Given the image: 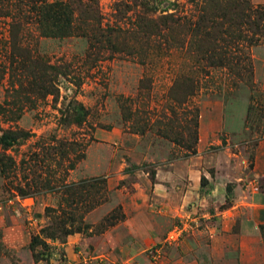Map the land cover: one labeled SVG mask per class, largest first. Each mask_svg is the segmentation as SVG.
<instances>
[{"label":"rangeland","instance_id":"obj_1","mask_svg":"<svg viewBox=\"0 0 264 264\" xmlns=\"http://www.w3.org/2000/svg\"><path fill=\"white\" fill-rule=\"evenodd\" d=\"M63 1L75 10V33L61 38L42 34L29 0H0V138L9 130L28 133L10 149L0 144V264H182L190 250L214 264L212 239L199 231L215 219L189 215L193 207L184 206L182 190L203 195L216 179L223 183L217 197L224 200L204 206L213 216L254 192L264 195V177L253 172L258 164L264 174V37L239 46L250 59V67L242 61L240 77L227 67L209 68L191 51L185 24L199 15L194 0H83L84 9L97 2L98 23L90 26L79 20L81 0ZM146 2L155 10L147 11ZM170 14L182 24L172 31L164 26ZM138 24L151 29L143 34ZM180 92L188 93L185 102L174 100ZM76 105L87 112L81 124ZM196 110L198 153L187 158L162 133L188 136L184 127ZM158 172L176 189L160 199L156 189H166L157 188ZM95 179L107 182L105 193L91 191L75 210L76 229L89 230L46 238L44 231L63 217L62 186ZM63 209L68 218L71 208ZM234 217L237 231L243 216L236 209ZM179 224L189 225L186 241L152 260L150 250ZM35 237L47 246L34 244ZM225 239L239 261L240 240ZM232 253H223L220 264H239L230 263Z\"/></svg>","mask_w":264,"mask_h":264},{"label":"trees","instance_id":"obj_2","mask_svg":"<svg viewBox=\"0 0 264 264\" xmlns=\"http://www.w3.org/2000/svg\"><path fill=\"white\" fill-rule=\"evenodd\" d=\"M29 1L31 9L33 12H36L39 17V23L43 28L42 34L44 36L64 38L72 36L75 33L73 28L75 10L72 8V5H70V1L62 0L50 3L46 0ZM194 2L196 3V7L198 6L199 15H197V19L194 22L192 21L185 24V27H189V34L192 36L190 41L191 45L189 46L191 51L200 54L209 68L227 67L238 76L242 77L245 71L244 69L246 68L242 67V61H248L250 67V59L249 57H243L241 55L244 49L239 46L243 43L254 46L262 41L261 38L264 37V6L254 8L250 0H194ZM82 3L83 0L80 1L81 6L79 7V13L81 16H79V20L82 22L86 21L85 24H87V26H90L92 23H98V15H96L97 2H94L95 7H93V9L92 5L89 4H86V8L84 9ZM143 6L149 12H152L156 8V6L150 2L143 3ZM170 10L171 9H168L167 11ZM164 18L169 22L168 25L166 22L164 24L167 30L170 29V31H172L175 30L176 27L182 25L181 21L174 20L171 14ZM137 26L143 34L151 29L141 24ZM99 30L101 31L102 29L99 28ZM249 34L252 36L249 37ZM167 37L171 36H165V38ZM176 38H178V36H173L172 40L175 42ZM233 46H236V50H239L238 54H234L230 50ZM249 71L250 69L248 68L246 73H249ZM187 95V92H180V95L178 94L174 100L181 103L183 99V102H185L188 99ZM192 95L193 94H189V96ZM178 97L180 99H178ZM74 110L77 113L76 121L81 124L87 112L82 105H76ZM173 113L175 114L176 111L173 110ZM191 113H193L192 119L189 120L191 127H189V125L184 127L188 132V136L185 137V135L182 134L181 136L175 135L174 137H170L168 134L162 133L165 138H172L171 140L173 143L184 148L187 151V158L197 155L196 146L199 142V111H191ZM27 136L28 133L21 134L16 131H5L0 138V144L4 150H7L17 145L21 139H26ZM11 162H13L12 159ZM251 166L253 167V163ZM70 169L73 170L74 165H71ZM152 180H155V175L152 177ZM106 183L107 182L104 180L95 179L92 180V182L83 181L79 184L63 185L62 205L60 207L62 208L61 214L63 217H56V221H54L53 224L54 226L44 231L47 233L45 237L52 241H57L60 238L65 240L70 235L86 231L89 227H85L84 230L81 227L76 229L75 224L78 218L75 216V210L86 202V197L91 191H94L95 195H103L102 193L106 191ZM261 188L264 189V186ZM20 193H22L24 197L30 195L28 192L22 190H20ZM64 204L71 208L68 218H66L67 210L63 209ZM80 219L81 218H79V221ZM67 223L70 224V227H67ZM260 230L264 236V225L260 226ZM33 243L47 246L45 241L40 237H35Z\"/></svg>","mask_w":264,"mask_h":264},{"label":"crops","instance_id":"obj_3","mask_svg":"<svg viewBox=\"0 0 264 264\" xmlns=\"http://www.w3.org/2000/svg\"><path fill=\"white\" fill-rule=\"evenodd\" d=\"M260 169L261 167L257 164L253 171L254 176L257 179L264 177V174L259 176ZM156 177L157 188H162L163 190L166 189L165 193L160 192L159 189H156V195L158 196H155L157 199H160L165 195L170 196L172 195L173 191L176 192V189H173V187H169V185L165 183L166 181L163 179L160 172L156 174ZM212 181L214 180L212 179ZM218 182L220 181L216 179L214 186L210 187L208 189L209 191H207L203 195L200 194L199 188L195 191L191 187L184 188L181 195L185 203L184 206L192 205L193 207V210L190 211L189 215L192 216V214H198V217L202 216L207 219H215L209 222L208 225H211L210 227H207L206 230H203L201 232L199 231L200 234H208L212 239V245L214 246V264H220V260L223 256L222 254H226V252H233L230 255L232 256V262L230 263L237 262L239 264H264V240L260 233V226L264 225V195H262L261 193L259 194V192H254V195L250 194V196L247 198V201L244 200L236 207L224 212L220 211L218 215L213 216L211 215V213L205 212L204 206L212 201H214V204H217L220 201L224 200V194L217 197L219 191H226H223V189H225L223 183ZM251 184H253V182H251ZM191 185H194L195 188L198 187L197 182H195V184L191 183ZM250 186L251 185H248V188H250ZM236 209L239 210V217H243L241 219V223L237 227V231H233V228L236 224L234 223L235 225H232L231 222L235 219L234 211ZM189 220L193 222L197 221L198 219L197 217H194ZM212 225L214 226L212 227ZM226 237H231L233 238V240H236L235 238H237V240H240V248L236 249L240 252L238 253L239 261L234 260L235 258H233L236 254L235 250L230 249L228 244H225V242H223V240H226ZM190 251L193 252L191 256L192 258L186 260L182 264H205V262L203 261V259L206 258L205 256L200 257L198 251Z\"/></svg>","mask_w":264,"mask_h":264},{"label":"built area","instance_id":"obj_4","mask_svg":"<svg viewBox=\"0 0 264 264\" xmlns=\"http://www.w3.org/2000/svg\"><path fill=\"white\" fill-rule=\"evenodd\" d=\"M195 224L196 221H193ZM189 225H183L179 224L175 226L167 235L166 240L164 241V245H158V247L153 248L150 250V258L154 261L161 258V255L163 254V250L166 246H173V245H179L180 242L184 240V237L186 233L188 232Z\"/></svg>","mask_w":264,"mask_h":264}]
</instances>
